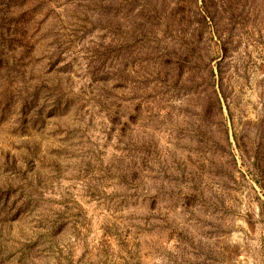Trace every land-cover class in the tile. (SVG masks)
I'll list each match as a JSON object with an SVG mask.
<instances>
[{
  "label": "rangeland",
  "instance_id": "374dc122",
  "mask_svg": "<svg viewBox=\"0 0 264 264\" xmlns=\"http://www.w3.org/2000/svg\"><path fill=\"white\" fill-rule=\"evenodd\" d=\"M0 264H264V0H0Z\"/></svg>",
  "mask_w": 264,
  "mask_h": 264
}]
</instances>
